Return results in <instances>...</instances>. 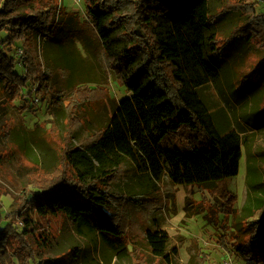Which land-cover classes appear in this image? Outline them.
Wrapping results in <instances>:
<instances>
[{
  "label": "trees",
  "instance_id": "1",
  "mask_svg": "<svg viewBox=\"0 0 264 264\" xmlns=\"http://www.w3.org/2000/svg\"><path fill=\"white\" fill-rule=\"evenodd\" d=\"M214 1L84 0L83 19L69 17L63 24L66 13L58 3L0 0V33H6L0 39L4 102L20 109L17 102L36 87L34 94L49 96L51 107L68 116L60 165L51 173L32 174V188L18 199V211L6 218L0 214V264H38L41 252L51 248L49 232L29 213L41 219L63 216L80 235L98 236L119 259L131 257L123 219L102 193L124 157H139L155 183L167 177L174 185L214 188L223 195L221 212L229 214L233 196L230 200L220 185L239 175L244 150L251 178L255 167L242 132L223 131L199 90L229 77L232 96L248 99L260 91L264 102V13L250 0H226L220 11L213 10ZM228 24L233 25L225 33ZM83 26L98 40L108 73L130 93L111 115L103 109L94 112L103 101L102 89L81 87L82 75L77 83L70 82L71 56L62 54L59 63L49 55L55 47L63 48L57 43L65 38L90 50ZM19 43L23 58L10 53ZM251 54L259 55L257 65L248 74L240 71L237 79V70ZM65 72L71 75L66 81L70 90L55 82ZM258 114L257 121L246 119L255 129L264 126V103ZM84 126L94 131L71 146ZM236 222L246 225L236 256L264 264V200L258 198L254 209L247 205ZM146 240L154 256L170 261L165 231L148 229Z\"/></svg>",
  "mask_w": 264,
  "mask_h": 264
},
{
  "label": "rangeland",
  "instance_id": "2",
  "mask_svg": "<svg viewBox=\"0 0 264 264\" xmlns=\"http://www.w3.org/2000/svg\"><path fill=\"white\" fill-rule=\"evenodd\" d=\"M250 1L257 3L258 11L264 13V0ZM49 2L58 3V7L65 11L66 16L61 20L63 24L69 17L81 20L84 17V0ZM225 3L226 0H215L212 8L220 11ZM232 25L228 24L223 32H229ZM83 32L91 40L90 50L80 43L69 44L65 38L57 43H62L63 48L55 47L49 51L50 57L59 60V63L65 53L72 57L74 63L73 75L65 72L58 75L55 82L59 88L70 90L66 82L67 74L71 76L72 84L77 83L79 75H82L85 83L81 87L103 90L100 93L104 97L103 101L94 112L103 109L111 115L114 105L130 93L114 75L108 73L94 33L84 26ZM5 35V32L0 33V39ZM21 45L19 43L10 49V53L16 57ZM259 58L256 54L247 56L244 66L236 72L237 79L240 71L248 74L257 65ZM23 70V64L17 65L19 73ZM229 79L224 78L219 86L209 83L199 90L210 112L223 123V131L242 132L243 141L252 155L250 166L255 167L251 171V178L247 167V152L244 150L239 175L226 179L220 185L222 191L231 195L230 200L233 196L230 202L232 205L227 207L228 215L221 212L223 195L214 188L174 185L167 177L155 183L139 157H124L123 164L115 171L113 178L106 182V185H111H105L102 193L107 196L111 211L123 219L132 256L119 259L101 245L98 236L80 235L63 216L41 219L29 213L49 232L53 242L50 249L41 252L38 264H221L230 260V257L233 264H254L237 257L234 248L237 242H241L239 240L244 241L246 237V225L236 222L241 211L247 205L254 209L258 198L264 200V126L255 129L252 123L246 122L247 117L255 121L260 119L258 108L264 102H261L260 91L248 99L240 100L232 96ZM25 95L24 102L18 101L16 104L19 106L22 103L20 109L13 108L4 102V94L0 90V214L3 218L18 211V199L26 188H32V174L51 173L60 165L62 149L67 143L63 137L64 134L68 135V116L51 107L49 96H44L41 103L35 105L31 101L34 92L30 95L27 90ZM96 127L98 125L95 124L97 130ZM92 131L94 128L84 126L71 146L80 145ZM251 181L255 187H249ZM15 223L19 228L24 227L18 220ZM148 229L166 232L170 239V261L153 255L146 240ZM135 249L137 252H134Z\"/></svg>",
  "mask_w": 264,
  "mask_h": 264
},
{
  "label": "built area",
  "instance_id": "3",
  "mask_svg": "<svg viewBox=\"0 0 264 264\" xmlns=\"http://www.w3.org/2000/svg\"><path fill=\"white\" fill-rule=\"evenodd\" d=\"M18 56L19 57H21V58H23L24 57V54H23V50H19V52H18ZM34 86V85H33ZM35 89H36V87H33V90H34V92H35ZM32 101V103L33 104H35V105H37V104H40L41 103V101H42V98L41 97H39V96H37L36 95V93L34 94V98H33V100H31ZM230 257V256H229ZM221 264H233V259H231V257H230V260H225L224 262H222Z\"/></svg>",
  "mask_w": 264,
  "mask_h": 264
}]
</instances>
